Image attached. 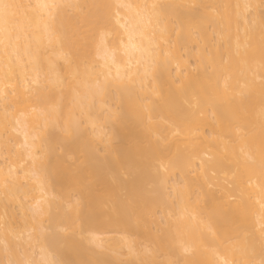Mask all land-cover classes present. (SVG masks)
Segmentation results:
<instances>
[{"label": "bare ground", "instance_id": "1", "mask_svg": "<svg viewBox=\"0 0 264 264\" xmlns=\"http://www.w3.org/2000/svg\"><path fill=\"white\" fill-rule=\"evenodd\" d=\"M0 264H264V0H0Z\"/></svg>", "mask_w": 264, "mask_h": 264}, {"label": "rangeland", "instance_id": "2", "mask_svg": "<svg viewBox=\"0 0 264 264\" xmlns=\"http://www.w3.org/2000/svg\"><path fill=\"white\" fill-rule=\"evenodd\" d=\"M55 129V128H54ZM53 129V130H54ZM52 129H51V131H53ZM61 131L59 130V129H55L51 134H53L54 136H55V138H54V136L53 135H51V136H53V142H54V144H53V147L55 148L54 149V154H52L51 156L53 157V158H55V157H58V154H61V152H62V154L64 153L65 154V158H64V156H63V162H65L64 163V165L65 166H67V167H72V166H70L72 163V161H74L73 160V158L75 157V155H74V157H71L72 155H68V154H70V153H67V152H69V151H67L66 150V148H65V150L67 151H65L63 148L65 147L64 145H66V147H68V145L67 144H69L68 143V139L66 140L65 138H64V136L63 135H61ZM63 137V138H62ZM55 145V146H54ZM63 146V147H62ZM67 153V154H66ZM80 154H78L77 153V156H79ZM55 156V157H54ZM68 156H70V157H68ZM69 158V159H68ZM77 158V157H76ZM65 159H67L66 161H65ZM72 159V160H71ZM58 161H60V160H58ZM70 164V165H69ZM147 189H148V186H147ZM62 190L63 191H68L69 190V187L67 186V185H63L62 186ZM71 192V193H70ZM74 193H72V191L71 190H69V195L70 196H72L71 194H75V191H73ZM123 192V191H122ZM120 195H121V193H120ZM123 197V196H122ZM102 207H104L103 209H104V211H106L107 210V206H104V205H102ZM102 207H100V208H102ZM106 209V210H105ZM100 210H98V212H99ZM103 210L101 209V212H102ZM156 216H158V213L156 214ZM157 220H159V221H161V219H159V217H158V219ZM156 224V225H155ZM152 223V224H149L150 225V228H152L153 230L155 229L154 227H158L159 225L157 224V223ZM136 240L137 241H143L144 240V237L142 236V235H137V237H136Z\"/></svg>", "mask_w": 264, "mask_h": 264}]
</instances>
